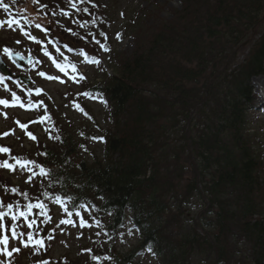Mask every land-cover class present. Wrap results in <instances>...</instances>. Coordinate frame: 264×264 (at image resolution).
<instances>
[{"label":"trees","instance_id":"1","mask_svg":"<svg viewBox=\"0 0 264 264\" xmlns=\"http://www.w3.org/2000/svg\"><path fill=\"white\" fill-rule=\"evenodd\" d=\"M207 4L184 0L178 11L168 10L167 18L148 13L130 19L125 29L133 50L115 53V73L88 88L106 96L110 106V129L101 131L105 142L98 158L80 159L77 141L63 128L35 152L34 165L48 173L45 192L74 207L96 201V214L107 216L110 230L121 225L125 209L131 211L140 239L129 252L114 255L115 264H133L142 246L164 264H264V144L260 147L243 125L252 93L248 81L264 73V30L238 69L225 66L226 50L247 39V30L238 34L236 29L255 24L264 0ZM145 18L153 22L146 24ZM217 81L223 86L217 88ZM204 110L211 115L204 130L169 139L177 119ZM181 155L196 158L199 173L206 176L201 193H195L204 202L208 232L203 236L193 231L177 235L182 213L171 214L164 203L172 185L167 171L160 177L155 164L176 163ZM194 171L187 195L197 185ZM178 177L180 183L185 179ZM201 254L203 260L196 262Z\"/></svg>","mask_w":264,"mask_h":264},{"label":"rangeland","instance_id":"2","mask_svg":"<svg viewBox=\"0 0 264 264\" xmlns=\"http://www.w3.org/2000/svg\"><path fill=\"white\" fill-rule=\"evenodd\" d=\"M50 1V0H46ZM102 7L106 9V13H100L96 8L90 7L81 0H72V3L76 4L73 8L71 4L69 5L68 15L66 17L61 16L59 9L57 7L53 12L48 7L42 8L40 5L43 0H0V53L4 60L7 62L13 75L20 74L21 72L16 70L11 64L8 56L4 54L3 48L12 46H19V43L23 40L26 41L29 46V50L35 48L39 54V61L41 65L31 63L26 67L25 74L30 77L31 85L22 86L16 80L5 79V81L0 82V99L9 100L12 103L11 93L15 92L18 97H20V103L15 106H9L5 108L0 105V147H6L10 149L9 153L0 152V159L3 161L12 157V155L24 156L28 158L33 157L34 151L40 147L41 141H46L45 134H42V126L39 121L35 118L34 113L39 107V100L29 101L28 99L33 98L36 95V89H41V95L37 96H47L50 99H59V102L47 104L43 102L44 109L47 116L54 125L63 127L68 133L71 134L77 141L79 146L78 156L82 159H91L93 156L99 157L101 153V146L103 144V139H93L94 137H101L99 131L109 127V122L106 114V107L102 94L98 96L92 95L87 89V85L97 84L100 79H102L103 74H101V69L107 72L108 75L115 73V71L110 70L106 67V61L110 58L109 56L114 53H121L123 51L127 53L131 52L134 47V41L129 36V31L123 26L127 25L131 18L136 16L143 17V14H150L157 16L159 18H167V13L169 9L179 10L181 4L184 0H98ZM199 2L200 0H196ZM207 6L210 4L211 0H202ZM7 4L8 9L5 11L3 5ZM40 4V5H39ZM87 8L88 11L84 12L83 9ZM107 15V16H106ZM146 24H151L153 22L152 18H145ZM15 21V22H13ZM75 23V25H73ZM40 24L41 28H36L35 25ZM144 26V25H143ZM145 27V26H144ZM68 29H71L69 31ZM124 34L118 40L117 34L120 31ZM246 31V41L242 42L240 46L234 49L228 48L225 52V57L228 62L225 66L230 64L232 69H238L244 59L247 58V54L251 49L254 48L253 44L258 38V34L264 30V12H262L259 17H257L255 24L247 29L237 28L236 32L243 34ZM97 31L106 34L99 37V42L110 48V51H104L100 44L97 48H92L94 56L101 61V65H95L88 63L84 56L80 55L81 52L86 53L84 47L91 42H94V38H97ZM24 32L35 36L40 43L37 44L33 40L29 39L24 35ZM87 37V42L84 41L86 33H89ZM75 33V34H74ZM56 35H61L63 38L61 45L59 46L58 39L55 40ZM78 40L80 47L71 44L73 41ZM19 41V43H17ZM82 41H84L82 43ZM51 42V43H49ZM59 48L60 52L56 49ZM71 48L72 51L68 49ZM81 49L79 53L76 49ZM47 50L51 54V59L44 55V51ZM29 52V51H28ZM28 52H22L23 56L29 55ZM87 54V53H86ZM92 57V56H91ZM52 59H55L58 63L66 65L65 72H60L56 68L55 64L52 63ZM69 59V61H66ZM262 67H264V55L262 57ZM44 65L46 67H44ZM71 65H75L76 71H73ZM232 65V66H231ZM38 70L35 72L34 69ZM221 69H224L221 66ZM44 72L50 76H58L60 80H49L46 77L37 76L38 72ZM83 75L86 79H80ZM208 79V75L204 76ZM216 79V78H215ZM258 79L264 80V75H256L249 79L248 83L253 87L255 93V102L251 105L252 109L249 114H244L243 125L247 129L250 135H254L256 142L264 144V112H259V104L256 102L260 98V91L262 88H258ZM64 81V82H61ZM224 83L217 81L216 87L219 88L223 86ZM73 85L82 89V93H90L91 97L81 95L84 101L83 104L89 106L91 110V115H93L94 120L91 121V116H82L76 110L74 104L66 103L63 105V97L65 94V86ZM252 89V90H253ZM260 90V91H259ZM202 91H196L197 93ZM71 92H67L68 98H70ZM224 96H221L220 101ZM20 104L24 106L21 107ZM212 105V104H211ZM192 114V118L188 120L177 119V125L170 131L169 139H175L176 135L180 137L183 133H191L194 135L195 132L209 125L210 110H204L201 112H196ZM19 121V123H17ZM20 124H25L27 127L34 131V133L40 137L42 140H37L33 142L27 134L24 133L25 128H21ZM29 132V130H28ZM7 133V135H5ZM42 134V135H41ZM261 136H260V135ZM258 135V137H257ZM19 137H22V141ZM168 151H173L169 149ZM253 151H258L257 148H253ZM171 153L165 154L168 156ZM180 158V157H179ZM38 162V157L35 158ZM1 162L0 164H2ZM172 163L167 161H158L155 165L157 166L158 174L161 175L167 171L170 177V185L168 187L164 196V203H166L167 208L170 210L171 214L176 213V208L180 207V212L183 214L181 220H177V226L175 227L176 234L181 235L191 231V227L196 222L197 214L199 215L198 220L201 216L200 202L197 201V190L200 193V186L202 181H206V176L199 173L198 161L187 160L186 156H182L180 160H177L175 165L176 169L172 168ZM183 168H179L181 164ZM15 164V163H13ZM167 166V168H166ZM171 166V167H170ZM198 173L197 185L193 184V193L188 194L187 186L190 184L191 179L189 176L193 171ZM194 171V173H196ZM35 173V174H33ZM179 174H182L178 181ZM176 177V178H175ZM47 176H42L36 170L20 167H15V169H8L0 167V201L3 202L2 205L6 207L4 209L7 212V204L11 203L13 205V213H10L8 220L12 221L11 216L16 215L15 220L18 223L19 232L16 234L17 238H13V233H8L7 228L2 230L0 228V239H3L5 235L9 238V250L14 247L20 248L19 253L13 252L11 257L5 258L3 252L0 251V264H41L42 261H47L48 264H79L80 260L86 264H105L102 260V255L96 254L95 249H102L109 244L115 245V252L119 251L125 253L130 247L137 245V240L139 235L137 230L131 228L129 219L127 220V225L119 230L115 237H112L111 241H107V237L96 235L93 230L96 226H93L92 209H96L97 203H90L79 206L75 211H70L68 209V204L59 201L57 199L48 203L47 208L39 209L33 208L31 213H28V205L42 203L45 201L44 195L49 192L44 189V184L46 182ZM175 178L173 181L172 179ZM16 189V192H12V189ZM47 188V185H46ZM192 198L189 199V197ZM187 198V199H186ZM186 199V200H185ZM46 206V202L43 203ZM0 205V208L1 206ZM24 209L27 214V218L21 217L19 213H15L17 207ZM71 212L72 215L68 216L67 212ZM3 209V208H1ZM9 211V210H8ZM8 213V212H7ZM76 213H80L79 216ZM50 217V219H48ZM83 218L88 226L81 227L80 220ZM61 220H71L73 223H60ZM184 220V221H183ZM0 220V224H1ZM32 227L29 228L28 224L33 222ZM180 221H182L180 223ZM201 223V222H200ZM73 224L75 226H73ZM101 225L104 222L101 221ZM174 227V226H173ZM208 231L206 228L199 230V235H202ZM31 232L33 240H42L44 243V248H40L39 245L34 243H29L28 247H25L21 241L28 240V233ZM92 235H96V239H92L96 244L97 241L102 244L89 245L86 244L92 238ZM49 237H52L49 239ZM107 241V242H106ZM92 248L93 250L90 254L78 255L77 252L80 248L87 249ZM4 248L3 244H0V250ZM243 247H241V250ZM138 264H164L162 261H157L151 257L148 253L141 252V249L136 252V258ZM194 260L200 262L203 260V256L198 255ZM209 264H212L209 261ZM220 264V262H219Z\"/></svg>","mask_w":264,"mask_h":264},{"label":"snow or ice","instance_id":"3","mask_svg":"<svg viewBox=\"0 0 264 264\" xmlns=\"http://www.w3.org/2000/svg\"><path fill=\"white\" fill-rule=\"evenodd\" d=\"M71 6L73 8H75L76 7V4L75 3H72ZM3 8L5 9V11H7L8 5L7 4H4L3 5ZM83 11L84 12H87L88 9L87 8H84ZM64 14L67 15V13H64ZM13 22H15V21H13ZM0 23H2V22H0ZM35 27L39 29V28H41V25L40 24H36ZM68 30L71 31V29H68ZM24 35L27 36L29 39L33 40L35 43H37V44L40 43V41L35 36H32L29 33L24 32ZM101 35L105 36V38H106V34L105 33H101ZM116 38L119 40L121 37H120L119 34H117V37ZM17 43H19V41H17ZM49 43H51V42H49ZM97 43L99 44L100 42L97 41ZM100 47L104 51H110V48H108L104 44H100ZM68 50L69 51H72L71 48H69ZM56 51L57 52H60V49L57 48ZM3 52H4V54H6L8 56V58L10 60L13 61V63H15V60H13V53H12V51L8 47H4L3 48ZM15 55L18 56L20 59H23L22 56H19V53H16ZM44 55L45 56H48L51 59V54L47 50L44 51ZM60 55L63 56V53L60 52ZM80 55L84 56L85 60L88 63H90V64L99 65L101 63V61L99 59H97L95 56H92L91 58H89L87 56V54L84 53V52H81ZM52 63L55 64L56 68L59 69L60 72H65L66 65H63V64L58 63L55 59H52ZM71 68H72L73 71H76L75 65H71ZM38 75H40L42 77H46L49 80H60V77H58V76H50V75H47L45 72H39ZM4 79H5V77L2 76V75H0V82H3ZM80 79H86V77H84L83 75H81L80 76ZM61 82H64V81H61ZM41 91L42 90L39 89V88L36 89V95L37 96L41 95ZM81 95L91 97V94L90 93H82ZM11 96H12V103L11 104H10L9 100H7V99H0V105H3L5 108H7L9 106H15L17 103H20V97H18L15 92H12L11 93ZM102 102L106 103V101H102ZM20 106L23 107L24 105L23 104H20ZM77 107H79V105H77ZM80 110L83 111L82 108ZM17 123H19V121H17ZM20 127L21 128H26L27 125L20 124ZM5 135H7V133H5ZM27 135L30 138H32L33 140L36 139V137L31 132H28ZM93 139H100V140H102L103 137H98V138L97 137H94ZM0 152L9 153L10 152V149H8L6 147H0ZM44 155H47V153H44ZM13 159H15V165H19V167L21 169L26 168L27 165H29V164H34L35 163L34 161H31V160H21L19 158H13ZM15 165L10 164L7 160H5V161H3L2 164H0V167H4V168H8V169H13L14 170L15 169ZM39 167H40V175H42V176L48 175V173L45 171V169H44L43 166H39ZM33 174H35V173H33ZM11 191L12 192H16V189L13 188ZM60 199H61L60 197H57V202H59ZM2 204H3V202L0 201V205H2ZM6 206H7V209L9 210V212H11L12 209H13V205L11 203H8ZM27 207H28V213H31V210L33 208H39V209H42L43 210L45 208V205L43 203H36V204H29ZM65 211L67 212V209L66 208H65ZM7 214L8 213L0 212V220H2ZM19 215L21 217L27 218V214L24 211H21L19 213ZM67 215L68 216H71L72 213L71 212H67ZM76 215L79 216L80 213H76ZM11 219L13 221H15L17 219V216L16 215H12L11 216ZM48 219H50V217ZM33 223H34V221L33 222H30L28 224V227L31 228ZM60 223H73V221H71V220H61ZM73 226H75V225L73 224ZM80 226L81 227L88 226L86 224V221L83 220V218H81V220H80ZM2 227H4V226L2 224H0V228H2ZM12 232H13V238H17L16 233H15V228L12 229ZM27 235H28V240L27 241H21V243H23L25 247H28L29 246V243H34L36 245H39L40 248H44V243H43L42 240H35L34 241L31 232H29ZM51 238L52 237H49V239H51ZM0 244H3L4 245V248L2 250H0V251H2L5 256L11 257L13 255V252H15V253H19L20 252V248H18V247H14L11 250H9V247H8V245H9V238H8L7 235H5L3 237V239H0ZM41 264H48V262L47 261H42Z\"/></svg>","mask_w":264,"mask_h":264},{"label":"bare ground","instance_id":"4","mask_svg":"<svg viewBox=\"0 0 264 264\" xmlns=\"http://www.w3.org/2000/svg\"><path fill=\"white\" fill-rule=\"evenodd\" d=\"M84 1H85V2H88V3H91V4H94V3L99 2L98 0H84ZM63 2H65V1H64V0H60V1H59L60 4H62ZM37 68H38V66H37ZM37 68L34 69L35 72L38 70ZM41 72H44V70H41ZM38 73H39V72H38ZM38 73H37V76H40V75H38ZM257 86H258V88L260 87V88H262V90H263V89H264V80H263V79H258V81H257ZM103 96H104V95H103ZM104 98H105L106 101L109 103L108 98H107L106 96H104ZM28 100L30 101V100H31V97H30ZM256 102H257V103H260L261 106L263 107V106H264V96H263V97H260L259 99H257ZM87 110H88L89 114H88L86 117L91 116V121L94 120L93 115H91V110H90V108H87ZM197 193H198V191H197ZM99 226H101V225L99 224Z\"/></svg>","mask_w":264,"mask_h":264},{"label":"water","instance_id":"5","mask_svg":"<svg viewBox=\"0 0 264 264\" xmlns=\"http://www.w3.org/2000/svg\"><path fill=\"white\" fill-rule=\"evenodd\" d=\"M0 71H2L3 73H5L4 66L2 65L1 61H0Z\"/></svg>","mask_w":264,"mask_h":264}]
</instances>
